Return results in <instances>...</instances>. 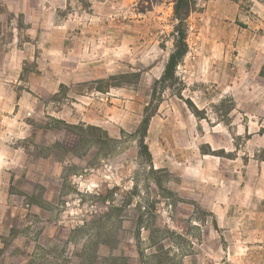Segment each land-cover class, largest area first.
I'll return each instance as SVG.
<instances>
[{"label": "rangeland", "instance_id": "374dc122", "mask_svg": "<svg viewBox=\"0 0 264 264\" xmlns=\"http://www.w3.org/2000/svg\"><path fill=\"white\" fill-rule=\"evenodd\" d=\"M7 1L0 264H264V0H196L145 139L174 0Z\"/></svg>", "mask_w": 264, "mask_h": 264}, {"label": "trees", "instance_id": "16d2710c", "mask_svg": "<svg viewBox=\"0 0 264 264\" xmlns=\"http://www.w3.org/2000/svg\"><path fill=\"white\" fill-rule=\"evenodd\" d=\"M237 3L238 0H233ZM196 8V0H174V32H173V41H174V49L168 59V62L165 66L164 73L159 81L154 84L151 101L149 105L145 108V116L137 130V133L145 139L150 121L154 114L156 113V109L158 107V103L162 99L163 92L165 90H174L177 86V68L181 61L188 53V44H187V33H188V20L191 14L195 11ZM134 76V75H132ZM130 76L111 78L109 81L112 82L109 84L110 87H119L123 84H129L128 82L120 83L117 80H121L124 78H128ZM117 81V82H115ZM141 150L146 152L148 149L145 145V141L141 143Z\"/></svg>", "mask_w": 264, "mask_h": 264}, {"label": "crops", "instance_id": "0c3cea01", "mask_svg": "<svg viewBox=\"0 0 264 264\" xmlns=\"http://www.w3.org/2000/svg\"><path fill=\"white\" fill-rule=\"evenodd\" d=\"M3 3L1 4V6H5L6 8H7V11L8 12H12L13 11V9H12V5H10L9 3H7L8 1L7 0H5V1H3V0H1ZM59 1H61L59 4H60V6H62L63 5V3L65 2H67V0H59ZM39 7L41 8V10L42 11H48L50 8H52L51 7V4H49V0H39ZM42 11H41V14H42ZM31 12V11H30ZM14 19H12V21H13ZM32 20V14L29 16V17H27V19H25V24L27 25V24H31V21ZM4 22H8V19L7 18H2L1 17V19H0V24H3ZM41 22V21H40ZM9 23V22H8ZM32 28H35V26H32ZM29 29H31V25H30V27H29ZM18 35H19V33H18ZM15 37V34H14V32H13V38Z\"/></svg>", "mask_w": 264, "mask_h": 264}]
</instances>
